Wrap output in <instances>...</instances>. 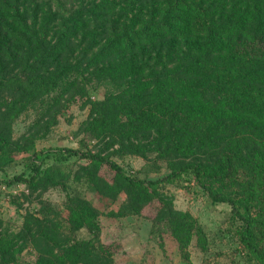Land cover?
<instances>
[{
	"label": "trees",
	"instance_id": "16d2710c",
	"mask_svg": "<svg viewBox=\"0 0 264 264\" xmlns=\"http://www.w3.org/2000/svg\"><path fill=\"white\" fill-rule=\"evenodd\" d=\"M80 85L90 87L79 93L90 106L86 137L183 163L141 178L102 153L36 150L33 139L16 145L0 136V171L15 153L27 156L29 169L0 185L33 193L62 187L66 195L64 226L26 219L23 233L43 243L35 264H113L114 252L99 240L100 215L141 216L146 207L161 250L168 238L190 264L193 242L206 251L209 239L165 192L183 183L228 205L240 259L264 264V0H0V101L8 92L26 110L38 96L75 94ZM100 87L102 99L91 100ZM71 158L73 176L59 167ZM100 179L111 204L121 199L102 213L86 197ZM82 230L89 240L75 238ZM20 251L0 235L1 264H17Z\"/></svg>",
	"mask_w": 264,
	"mask_h": 264
},
{
	"label": "rangeland",
	"instance_id": "374dc122",
	"mask_svg": "<svg viewBox=\"0 0 264 264\" xmlns=\"http://www.w3.org/2000/svg\"><path fill=\"white\" fill-rule=\"evenodd\" d=\"M84 88L88 91L90 87L80 85L74 91L75 94L73 89L62 93V88H59L55 93L38 96L26 110H21L20 105L16 106V101L10 100V94L4 92L3 100L0 101V136L16 145H23L28 139H33L36 150L69 148L102 153L123 167L129 175L141 178L164 177L183 163L180 160L157 157L144 159L123 154L120 146L112 147L108 139L101 141L86 137L84 131L90 106L86 105L88 96L79 94ZM103 90L104 87H100L98 91L92 92L91 100H101ZM14 157L15 162L0 171V181L29 174L27 156L15 153ZM77 164L78 159L71 158L66 163L57 165L73 176V172L79 169ZM62 190V187H57L33 193L25 185H0V235L5 234L13 239L16 250H21L17 264H35L43 252V243L39 241L38 235L27 236L23 233L29 216L40 220L49 218L51 221H60L63 226L66 224L63 208L67 202ZM165 192L172 198L175 210L192 214L208 236L206 251L197 247L195 242L189 248L190 264H245L237 252L240 246L228 223V205L212 204L199 189H187L184 183L181 186H167ZM111 193L108 184L100 179L91 191L89 189L86 197L102 213L106 209H115L121 202L120 199L116 205L111 204ZM99 221L102 226L99 240L114 252L113 264H183L168 238L165 239L166 250L163 252L157 244L158 239L151 236L153 223L149 207L143 210L141 216L109 219L102 214ZM62 230L70 236L69 231ZM75 238L89 240L90 232L79 231Z\"/></svg>",
	"mask_w": 264,
	"mask_h": 264
}]
</instances>
